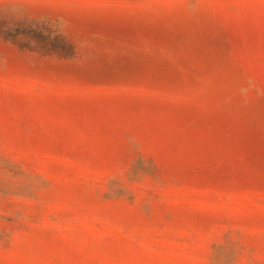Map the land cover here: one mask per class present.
<instances>
[{"label": "rangeland", "instance_id": "374dc122", "mask_svg": "<svg viewBox=\"0 0 264 264\" xmlns=\"http://www.w3.org/2000/svg\"><path fill=\"white\" fill-rule=\"evenodd\" d=\"M0 264H264V0H0Z\"/></svg>", "mask_w": 264, "mask_h": 264}]
</instances>
